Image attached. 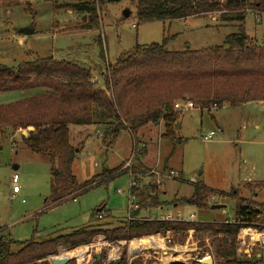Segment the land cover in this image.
Returning a JSON list of instances; mask_svg holds the SVG:
<instances>
[{
	"label": "trees",
	"instance_id": "16d2710c",
	"mask_svg": "<svg viewBox=\"0 0 264 264\" xmlns=\"http://www.w3.org/2000/svg\"><path fill=\"white\" fill-rule=\"evenodd\" d=\"M121 1L124 0H78L70 8L75 13L87 14L89 22L96 24L98 4ZM131 1L135 4L138 24L206 19L217 14L221 25L231 26L236 32L226 36L222 45L200 50L188 47L168 51L166 46L175 36L163 38L161 43L136 45L107 66L101 88H95L89 69L52 57H35L14 67L0 65V94L38 92L32 97L0 105V139L7 131H20L23 145L49 161L55 191L52 203L76 198L92 185L107 183L121 174L143 175L149 171L140 163L145 149H133L134 164L130 168L105 170L79 183L72 172L77 150L71 144L70 126H104L101 141L109 148L122 132L133 134L147 124L158 126L162 123L161 139L170 143L171 157L176 145L184 142L175 134L179 117L173 110L176 100L192 101L200 111L264 101V45L248 37L244 25L248 14L264 15V0ZM165 171L162 167L161 174ZM253 186L256 192L264 189L261 183H253ZM129 192L137 209L129 212L119 227L109 229L105 228L108 224H97L54 237L50 233L43 240L21 243L17 251L12 250L16 242L0 235V264H48L43 260L49 255L63 248L86 245L97 235L112 243L154 235L186 237L189 231L207 235L216 257L221 259L218 264H264V251L255 250L249 258L237 255L236 251L240 229L261 230L264 223V204L253 198L241 197L236 189L220 191L196 181L192 184L189 204L197 210H207L213 196L232 199L235 201L234 219L225 222L164 221L138 218L141 211L169 205L160 200L161 184L152 181L142 188L132 187ZM103 212L101 206L92 216L102 220ZM105 257L106 252H102L100 261L93 260L90 264H102ZM118 264H127V261L122 258Z\"/></svg>",
	"mask_w": 264,
	"mask_h": 264
},
{
	"label": "rangeland",
	"instance_id": "374dc122",
	"mask_svg": "<svg viewBox=\"0 0 264 264\" xmlns=\"http://www.w3.org/2000/svg\"><path fill=\"white\" fill-rule=\"evenodd\" d=\"M77 1L0 0V65L14 67L35 57H52L91 70L95 88H101L107 66L136 45L161 43L163 38L175 36L166 46L168 51H181L187 47L200 50L220 46L226 36L236 32L231 26L221 25L217 14L186 22L138 24L135 4L131 0L98 4L96 24H91L90 16L75 13L70 8ZM124 12H128L127 17H124ZM257 19H260L259 22ZM244 25L246 35L264 45V15L255 18L253 14H248ZM23 30L32 33L24 35ZM37 93L0 94V105L5 106ZM185 96L191 97L188 94ZM178 116L175 134L184 142L176 145L168 163L175 175L165 178V174H169L165 171L161 189L166 185L164 191L167 193H174L178 198L187 197L192 192V184L201 181L217 190L229 191L232 187L239 195L264 204V189L256 192L253 183L238 186L247 178L264 181V104L251 103L239 108L210 111H199L194 104L193 110L180 112ZM256 124L260 126V131L255 129ZM160 125L163 132L162 123ZM69 129L71 144L77 150L72 171L79 183L105 170L130 168L134 164L133 149L146 150L147 146L138 133L142 128L133 134L122 132L115 140L112 151H107L101 138L95 136L98 133L93 134L85 144H80L84 138V134L79 133L80 127L70 126ZM209 133L213 137L205 140ZM21 135L20 131H7L0 139V235L16 242L12 245L13 251L20 250L21 243L43 240L50 233L54 237L97 224H108L104 227L113 229L126 220L129 214L128 175L121 174L107 183L94 184L75 199L69 197L52 203L51 196L55 191L49 173L50 163L45 157L30 152L21 142ZM165 142V148H160L158 155L156 152L158 157L152 156V163H164V155L170 147V143ZM245 161H249L247 166ZM14 167H17L16 171H13ZM161 167L155 168L162 172ZM180 172L183 174L182 182L176 181ZM13 173L18 175L20 193L11 197L10 177ZM152 181L153 177H145L143 183ZM214 202L225 206L224 214L221 211L215 213L211 206L207 210H197L183 201L178 202L176 208L172 207L170 212L159 208L161 210L157 214L168 213L176 217L179 213L183 221H190L189 215L193 214V221L196 222L234 219V200L216 198ZM101 206L104 208L103 219L98 220L92 215ZM106 215L109 217L106 218ZM138 218L141 219L140 216ZM144 218L157 216L149 214ZM54 231L59 232L54 234ZM165 240L168 248L181 246L180 252L164 257L149 250L142 254L143 257L132 260L131 264H204L207 259H211L213 264L221 262L207 235L190 232L186 237H180L167 234ZM125 248L122 249V258L127 261L129 255Z\"/></svg>",
	"mask_w": 264,
	"mask_h": 264
},
{
	"label": "built area",
	"instance_id": "2783aa9c",
	"mask_svg": "<svg viewBox=\"0 0 264 264\" xmlns=\"http://www.w3.org/2000/svg\"><path fill=\"white\" fill-rule=\"evenodd\" d=\"M258 18L259 16H254ZM260 19H257L259 22ZM194 109V105L191 101H184V102H176L174 104L173 110L177 113L180 112H187ZM213 137L212 134H208L204 139L210 140ZM156 170V168L151 169L146 174H134L133 172H129L127 175L130 178V188H142L147 183H143L144 178H155L154 182L158 185L162 184V178L164 175L161 174ZM170 175L173 176L175 173L173 171H169V174H165V178ZM18 175L13 173L10 177V184H11V194L16 195L19 194L20 188L18 186ZM128 210L131 212L132 210L137 209V205L135 203L134 197L128 193ZM216 198L218 197H211L209 200V204L213 203ZM100 217V216H99ZM159 220L170 221V220H179L180 214H176V217H171L167 215H162L158 217ZM190 221L194 222V216H189ZM137 239L131 241H119V242H108L104 239L102 235H97L92 242L82 245L80 247L74 249H60L56 254L49 255L44 262L48 264H52L54 260L62 261L67 260L66 264H90L93 260H97L96 256L99 255L101 258V253L106 252V257L102 261V264H116L119 263L122 259V249H127L128 252V259L127 264H131L132 260L137 259L139 257H143L145 252L149 251L144 249L142 246H137L136 248H131V243L136 241ZM139 240V239H138ZM236 246L239 248H246L250 251L260 250L264 251V223L261 224V230L252 228V227H245L240 229L237 238H236ZM154 255H158L159 253L154 249L152 250ZM149 255V253H148ZM147 257V256H146ZM98 261V260H97ZM100 261V259H99Z\"/></svg>",
	"mask_w": 264,
	"mask_h": 264
},
{
	"label": "crops",
	"instance_id": "0c3cea01",
	"mask_svg": "<svg viewBox=\"0 0 264 264\" xmlns=\"http://www.w3.org/2000/svg\"><path fill=\"white\" fill-rule=\"evenodd\" d=\"M189 20H191V19H187V20H182V21H189ZM188 48V47H187ZM91 71V70H90ZM91 74H92V76L94 75L92 72H91ZM101 75H102V73H101ZM96 79V78H95ZM98 80V79H97ZM94 81V80H93ZM251 103H260V104H264V101H254V102H249V103H245V104H242V105H240L239 107H242V106H245V105H247V104H251ZM239 107H234V108H239ZM223 108H232V107H227V106H223V107H221V108H219V109H216V108H214L213 110H221V109H223ZM233 109V108H232ZM200 111V110H199ZM149 125H151V124H147V125H145V126H143V127H141L140 129H141V131L140 132H138L139 133V135L141 136V137H143V139L147 142V146H146V150H145V155L143 156V157H141L140 158V163L142 164V166H143V168H146V169H153V168H155V167H158V166H163V167H165L166 168V171H173V169H171V168H169V166H168V163H169V161L171 160V157L173 156H171V157H169V155H170V152H171V146L169 147V151H168V153H166V155H164V156H166L165 158H164V163H152L150 160L152 159V156H156V157H158L157 155L159 154V149L160 148H165V146H163L164 145V143H166L165 141H163L162 139H161V134L163 133L162 132V130H161V125L160 126H155L154 125V127L152 126H149ZM78 127V126H77ZM80 127V129H79V133H83L84 134V138H83V140H81V142H80V144H85V142L87 141V140H89V139H91L92 138V135L94 134L95 135V133H98V134H96L95 136L98 138V136H99V138H101V135L103 134V131H104V126H102V125H100V126H95V125H92V126H79ZM181 126H179V128H180ZM175 129H176V126H175ZM255 129L257 130V131H260V126L259 125H257L256 124V126H255ZM139 130V129H138ZM142 134L144 135V136H142ZM209 134H211V133H209ZM120 136V135H119ZM101 142V141H100ZM115 143V142H114ZM167 146V145H166ZM113 147H114V144L111 146V147H109V148H106L107 149V151L109 150H113ZM168 147V146H167ZM156 148V149H155ZM82 150H84V147H83V149ZM157 150V151H156ZM161 150V149H160ZM156 152H157V155H156ZM76 160V159H75ZM247 164H249V161H245V165L247 166ZM154 166V167H153ZM153 167V168H152ZM157 169V168H156ZM160 170H162V167L160 168ZM73 172V171H72ZM182 175L183 174H181V172L180 173H178V177H177V179H176V181H178V182H182L183 180H182ZM89 180V179H88ZM85 182V181H84ZM245 183H261V184H264V181H254V180H251L250 178H247L246 180H243V181H240L239 182V185L238 186H240V184H245ZM163 189H162V195L160 196V200L162 201V202H167V203H169V205L167 206V207H165V209H166V211H168V212H170V210H171V208L172 207H174V208H176L177 206H178V202H180V201H183L184 203H186V205H190L189 204V198L191 197V195H192V192H191V194H189L187 197L186 196H184V197H177V195L176 194H174V193H172V194H169V193H167L166 191H164L165 190V187H166V185H163ZM231 189H233L232 187H231ZM220 191H223V190H220ZM20 193V192H19ZM17 195V194H16ZM13 196H15V195H12L11 194V197H13ZM240 196H242L243 198H245V199H247L246 197H244L243 195H240ZM72 198V197H71ZM73 199H75V198H73ZM171 204V205H170ZM212 204V205H211ZM210 204V206H214V205H218V202H213V203H211ZM263 204V203H262ZM224 206V205H223ZM224 209H225V206H224V208L223 209H213V210H215L216 212L215 213H217V211H221L222 212V214H224L225 213V211H224ZM161 209H157V210H152V211H150V210H146V211H141L142 213H140L139 214V216H140V218L141 219H146V218H144V217H147V216H149V214L151 215V216H157V218L158 217H160V216H162V215H167V216H171V215H169L168 213H166V214H162V215H160V216H158L159 214H157L159 211H160ZM212 210V209H211ZM150 212V213H149ZM214 212V211H213ZM212 212V213H213ZM206 213H207V211H206ZM142 214V215H141ZM177 214H179V213H177ZM189 216H191V215H189ZM192 216H195V215H193L192 214ZM172 217V216H171ZM195 218V217H194ZM233 219H224V220H218V221H216V222H225V221H232ZM199 221V220H198ZM195 222V221H194ZM190 232H193V231H189L188 233H190ZM140 240H146V242H147V245L145 246V245H143L142 247L144 248V249H147V250H156L158 253H161V254H163L164 255V257H167L168 256V254L170 255V254H173V253H178V252H180V248H181V246H174V247H170V248H168L167 247V242H166V240H165V237H160L159 235H154V236H147V237H144L143 239H140ZM139 241V240H138ZM237 247V255H239V256H246L247 258H249L254 252H252V251H250V250H248V249H246V248H239L238 246H236ZM153 253V252H152ZM150 254V253H149ZM162 255V256H163ZM172 256V255H171ZM172 260H174V258H172ZM174 263V262H173Z\"/></svg>",
	"mask_w": 264,
	"mask_h": 264
},
{
	"label": "water",
	"instance_id": "95a60500",
	"mask_svg": "<svg viewBox=\"0 0 264 264\" xmlns=\"http://www.w3.org/2000/svg\"><path fill=\"white\" fill-rule=\"evenodd\" d=\"M128 16V12H124V17H127ZM32 32L31 31H27V30H23L22 31V34L24 35H30ZM225 48H228V45H225ZM17 170V167H14L13 168V171H16ZM224 206L223 205H214V206H211V209H223ZM96 259L99 261L100 259V256L97 255L96 256ZM67 263V260H62V261H58V260H54L52 262V264H66ZM118 264V263H116ZM204 264H213V261L211 259H207L206 262H204Z\"/></svg>",
	"mask_w": 264,
	"mask_h": 264
},
{
	"label": "bare ground",
	"instance_id": "6f19581e",
	"mask_svg": "<svg viewBox=\"0 0 264 264\" xmlns=\"http://www.w3.org/2000/svg\"><path fill=\"white\" fill-rule=\"evenodd\" d=\"M143 245H146V240L134 241L131 243V248H136L137 246H143Z\"/></svg>",
	"mask_w": 264,
	"mask_h": 264
}]
</instances>
